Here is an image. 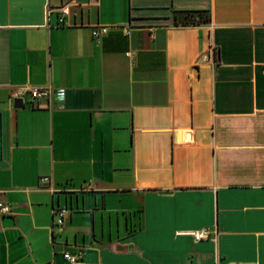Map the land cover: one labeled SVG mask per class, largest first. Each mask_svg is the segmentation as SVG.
I'll return each mask as SVG.
<instances>
[{
    "label": "crops",
    "instance_id": "1",
    "mask_svg": "<svg viewBox=\"0 0 264 264\" xmlns=\"http://www.w3.org/2000/svg\"><path fill=\"white\" fill-rule=\"evenodd\" d=\"M0 199V264H264V0H0Z\"/></svg>",
    "mask_w": 264,
    "mask_h": 264
},
{
    "label": "built area",
    "instance_id": "2",
    "mask_svg": "<svg viewBox=\"0 0 264 264\" xmlns=\"http://www.w3.org/2000/svg\"><path fill=\"white\" fill-rule=\"evenodd\" d=\"M47 12L49 11V5L46 6ZM60 16L59 20L63 21L64 15L68 13L69 7L68 4L65 3L61 5L60 7ZM107 25L104 24H94L90 27V33L92 37L97 38L100 34L104 33L107 30ZM125 33L129 32V29H124ZM127 53V52H126ZM59 94L63 93L62 89H59ZM51 94V88L49 86L44 85H19L14 87L12 96L15 99H20L21 103H30L34 104V101L39 100L44 97H48ZM40 180L42 182H46L49 180V177L47 175L41 176ZM53 212L56 216V221L59 224H62L65 218L66 213L68 212V208L65 206H59L53 209ZM0 213L6 214L11 213V206L9 203L3 201L0 199ZM182 232H187L192 235L194 239H200L202 237H207L209 235V229L207 227H202L199 229H192V230H185ZM65 257L68 259L70 263H75L77 261V256L74 254H71L70 252L64 253Z\"/></svg>",
    "mask_w": 264,
    "mask_h": 264
},
{
    "label": "trees",
    "instance_id": "3",
    "mask_svg": "<svg viewBox=\"0 0 264 264\" xmlns=\"http://www.w3.org/2000/svg\"><path fill=\"white\" fill-rule=\"evenodd\" d=\"M209 19L206 9H177L174 11L173 21L175 23H204Z\"/></svg>",
    "mask_w": 264,
    "mask_h": 264
},
{
    "label": "water",
    "instance_id": "4",
    "mask_svg": "<svg viewBox=\"0 0 264 264\" xmlns=\"http://www.w3.org/2000/svg\"><path fill=\"white\" fill-rule=\"evenodd\" d=\"M20 104H22L21 100L20 99H16V105H20Z\"/></svg>",
    "mask_w": 264,
    "mask_h": 264
}]
</instances>
